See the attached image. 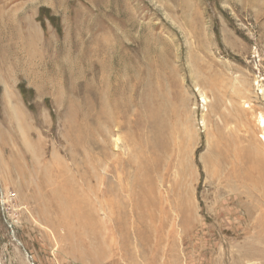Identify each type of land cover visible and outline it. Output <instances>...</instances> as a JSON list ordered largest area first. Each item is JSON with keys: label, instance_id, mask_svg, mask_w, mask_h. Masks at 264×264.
Returning <instances> with one entry per match:
<instances>
[{"label": "rangeland", "instance_id": "rangeland-1", "mask_svg": "<svg viewBox=\"0 0 264 264\" xmlns=\"http://www.w3.org/2000/svg\"><path fill=\"white\" fill-rule=\"evenodd\" d=\"M259 115L264 0H0V264H264Z\"/></svg>", "mask_w": 264, "mask_h": 264}, {"label": "bare ground", "instance_id": "bare-ground-1", "mask_svg": "<svg viewBox=\"0 0 264 264\" xmlns=\"http://www.w3.org/2000/svg\"><path fill=\"white\" fill-rule=\"evenodd\" d=\"M118 118L119 117H117L116 119H118ZM258 121H259V125L263 129L262 130V140L264 141V116L259 115ZM133 160H128V162L133 163ZM142 162H143V160H142ZM115 163H118V162H115ZM120 164H122L121 159H120ZM79 177L82 179V182H83L82 185H78V182L76 181L75 175L74 176L73 175L67 176V173L64 175L57 174L55 176V180L52 178V182L57 181L56 184L52 185L47 180H45L47 182V184H42L46 187H53L51 190L52 191L51 198H50L51 202L49 203V205L59 212L58 217L56 216L58 221L63 222L65 220L64 217H66V216L67 217H74L82 225L87 224V221H89V217L91 216V214H90L89 208L86 209V207L89 205V201L87 199V195L85 194L86 190L84 188H85V186H87V188H88L87 193H90V192L97 193V190L95 188L87 185V181L89 179L88 173L80 171ZM95 177L97 178L98 175H95ZM59 178H64V179L58 180ZM147 179H148L147 172L144 175H142L141 172H139V174H137V176H136V179L133 180V182L131 183V188H130L131 192L129 195V197H130L129 202L131 203V206H134L135 201H137L138 203H140V201H143L145 206H149L151 204V200L155 201V198L153 197L154 189H153L151 183ZM102 181H105V179L102 178ZM136 187L140 188L139 191L141 192V195L139 196V198L134 197L136 195V192H137ZM152 189H153V191H152ZM111 190L115 191L116 189L111 187ZM107 192H108V190L104 191L101 189L99 196H102V195L106 194ZM138 194H139V192H138ZM105 203L108 206L110 205V201H108V200ZM117 205L120 207V209H121L120 212L122 213V211H123L122 205H119L116 203L111 208V210L109 211V216H117V214H119L115 210V207H117ZM135 208L141 209L140 207H135ZM135 208L132 207L130 209V213L134 212ZM94 222H96V221H94ZM114 238L115 237L110 238V240L113 239L112 240L113 243H114ZM107 240H109L108 237H107L106 241ZM114 250L116 252L118 250V248L116 247ZM124 253L125 252H122V254H124ZM127 253H129V252H127Z\"/></svg>", "mask_w": 264, "mask_h": 264}]
</instances>
